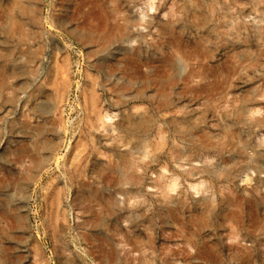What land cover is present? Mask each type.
<instances>
[{
	"label": "rangeland",
	"instance_id": "rangeland-1",
	"mask_svg": "<svg viewBox=\"0 0 264 264\" xmlns=\"http://www.w3.org/2000/svg\"><path fill=\"white\" fill-rule=\"evenodd\" d=\"M0 264H264V0H0Z\"/></svg>",
	"mask_w": 264,
	"mask_h": 264
},
{
	"label": "bare ground",
	"instance_id": "bare-ground-1",
	"mask_svg": "<svg viewBox=\"0 0 264 264\" xmlns=\"http://www.w3.org/2000/svg\"><path fill=\"white\" fill-rule=\"evenodd\" d=\"M114 16H115V12L114 11H111L110 15L108 16V14H106V19L108 18L109 19H112V21L114 20ZM125 25H120V24H116L115 22L112 23L110 26H109V29L108 30H105L104 32L101 33L100 35V40L101 42L103 43H110L113 38L115 37V35H122L123 34V31L125 29ZM257 32V31H256ZM177 55V53H176ZM175 55V56H176ZM166 64H168L170 67L174 68L175 66V62H176V57H170V58H167L165 60H163ZM170 82V81H169ZM122 87H126V86H122ZM43 111V110H42ZM26 127V126H25ZM35 151H33V160H32V164L35 167L38 168V160L36 159L35 157Z\"/></svg>",
	"mask_w": 264,
	"mask_h": 264
}]
</instances>
